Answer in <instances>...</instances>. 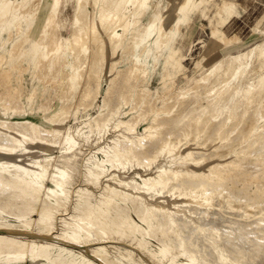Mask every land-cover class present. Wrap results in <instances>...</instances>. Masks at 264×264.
<instances>
[{"label":"bare ground","instance_id":"bare-ground-1","mask_svg":"<svg viewBox=\"0 0 264 264\" xmlns=\"http://www.w3.org/2000/svg\"><path fill=\"white\" fill-rule=\"evenodd\" d=\"M46 1L31 49L8 47L2 35L24 39ZM72 1L61 20L65 0H0V65L29 56L24 71L65 100L81 91L85 110L108 65L100 110L80 126H67L71 104L29 112L37 88L0 92L13 117L0 116V264H264V31L158 105L137 81L212 0L176 1L175 19L163 0ZM232 8L222 2L223 21Z\"/></svg>","mask_w":264,"mask_h":264},{"label":"rangeland","instance_id":"rangeland-1","mask_svg":"<svg viewBox=\"0 0 264 264\" xmlns=\"http://www.w3.org/2000/svg\"><path fill=\"white\" fill-rule=\"evenodd\" d=\"M125 0H110V3L113 4V7L118 10L121 8ZM156 2V0H154ZM178 0H163L162 10L165 15H168L170 18H177L176 7ZM214 0L210 3V6L214 4ZM242 6L245 8L241 17L234 18L226 27L225 31L228 35L239 34L243 39H247L252 35V30L255 26H259L264 29V0H239ZM172 3V4H171ZM171 4V5H170ZM207 9V5L200 6L198 5L193 11H191L184 22L181 24L180 31L175 41L177 42L172 44L171 50L169 52L170 58L168 63L164 65L163 63L159 65L156 69L154 75L151 78L150 83L144 81L140 83L141 80H138L136 88L142 87L147 90H151L153 99L157 100L158 105L163 102L162 97L160 96L166 89L175 86L174 90H183L192 84L195 78L201 76L203 73L209 71L212 65L217 62L219 59L223 58L226 55L231 54L229 49L225 47L223 43L226 39L213 38L212 41L208 42L211 34V26L208 17H205L202 11ZM213 9L209 10V13ZM48 11L47 1L42 10L40 17L37 19L36 25L42 22L45 13ZM74 11V2L72 0H65L64 6L62 8V17L61 20H68L71 14ZM197 11H200L197 13ZM208 12V11H207ZM34 26L30 31L27 32L25 38L22 36L13 33L9 35L4 33L2 35V40H8V47H12L13 44L21 41L20 49H31L32 41L39 33L38 27ZM36 27V29H35ZM62 33L67 37L70 36V31L62 29ZM262 36L254 41H260ZM207 42V43H206ZM227 42V41H226ZM239 43V37L234 43ZM254 43L252 42V45ZM177 45L180 48H177ZM224 45V46H223ZM250 45L245 44L244 49L241 51L247 50ZM177 48V49H176ZM240 52V51H238ZM237 52V53H238ZM235 54V53H234ZM111 57H109L108 62H110ZM16 67L13 66V62H17ZM30 57H14L11 59L8 54H5L4 61L0 65V92H5V90L18 88L21 85H24L22 93L28 94L32 89L37 88L38 92L35 98L32 101V104L27 108V110L38 112L39 107H42L41 111L38 112V115L50 114L54 111L60 110L65 104H71L70 115L68 116L67 126L76 127L80 126L82 121H86L89 118L95 116L100 110V105H102L103 95L107 88V79H108V65L105 69L102 79V88L98 97L94 102V106L85 110L83 106L78 105V100L81 97V91L75 93L72 99L65 100L62 98L60 91H54L50 89V86L44 88L43 83L40 80V76L37 72L24 71L25 68H29ZM171 76L174 79V82L169 79L168 76ZM139 84V85H138ZM128 107H124L123 111L128 110ZM155 113V112H154ZM131 114V113H130ZM1 117L13 118L10 115L0 114ZM122 117L125 116L122 114ZM151 116H148L147 120H144L140 123L138 131L142 130L151 120ZM204 166L203 168H205ZM5 219L13 222L16 226L20 225V222L12 217H6ZM136 220L139 222V219L136 217ZM151 242V240L149 239ZM150 246L155 247V242L152 241Z\"/></svg>","mask_w":264,"mask_h":264},{"label":"crops","instance_id":"crops-1","mask_svg":"<svg viewBox=\"0 0 264 264\" xmlns=\"http://www.w3.org/2000/svg\"><path fill=\"white\" fill-rule=\"evenodd\" d=\"M214 1V0H212ZM210 1V3L212 2ZM223 1H228L229 3H231L233 5V14L230 15V17L227 18L226 21H223V18H225L226 14L225 12L222 11L221 9V5ZM210 3L207 5V9L205 11H202V13L204 14L205 17H208L209 22H210V26H211V34H210V39L208 42L212 41L211 39L213 38H219V39H227L230 37H239V43H231L228 44L226 43V41L224 40L225 43H223L225 45L226 48L229 49V52L231 54L237 53L238 51H241L242 49H244L245 44L251 45V40L254 39V37L257 35H259L260 31H264V29H262L259 24L257 26H255L253 28V32L252 35L247 38V39H243L239 34H233V35H228L225 31V27L236 17H241L243 14V11H245V8L242 6L241 2L239 0H221V1H215L213 6H210ZM213 9L211 13H209V10ZM208 11V12H207ZM200 11H197V13ZM229 14H227L228 16ZM177 42V40L175 41V43ZM174 43V45H175ZM207 43V42H206ZM223 45V46H224ZM177 48H179V46L177 45ZM176 48V49H177ZM180 51V48H179Z\"/></svg>","mask_w":264,"mask_h":264}]
</instances>
